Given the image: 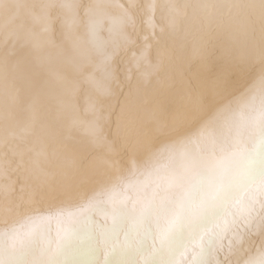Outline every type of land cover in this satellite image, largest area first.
Returning a JSON list of instances; mask_svg holds the SVG:
<instances>
[{"label": "snow or ice", "instance_id": "6c2138e0", "mask_svg": "<svg viewBox=\"0 0 264 264\" xmlns=\"http://www.w3.org/2000/svg\"><path fill=\"white\" fill-rule=\"evenodd\" d=\"M141 17L143 34L138 31ZM57 23L65 36L74 37V48L81 39L76 30L84 29L92 49L81 58L91 63L93 52L102 58L94 65L103 73L101 81H93L97 89L110 95L118 89L125 106H138L145 121L154 118V108L162 103L148 86L160 70L164 51L170 54L169 45L177 39L183 44L205 31L227 29L243 37L244 57L260 64V89H245L224 100L196 129L177 137L179 150L169 164L153 166L145 174L132 207L127 196L114 206L93 204L91 211H103L105 222L88 236H78L80 220L70 219L66 227H57L54 237L38 243L42 222L52 219L36 215L40 209L33 207L45 194L43 183L37 182L44 174L40 158L64 164L58 126L83 122L76 118L74 95L63 91L36 94L26 108L18 109V77L12 74L2 95L6 118L18 131L0 136V221L7 223L15 215L23 223L0 229V264H240L241 252L247 257L243 264H264V0H0V61L5 70L15 72L11 57L17 46L40 49ZM122 53L123 80L114 63ZM211 76L213 96L222 95L228 73L216 68ZM86 102L94 117L89 134L98 145L108 144L100 163L119 170L117 149L103 134L102 107L91 95ZM197 103L204 104L205 97ZM157 125L162 131L159 121ZM10 172L20 175L12 179ZM256 233L261 240L255 252L237 247L245 235Z\"/></svg>", "mask_w": 264, "mask_h": 264}, {"label": "bare ground", "instance_id": "6f19581e", "mask_svg": "<svg viewBox=\"0 0 264 264\" xmlns=\"http://www.w3.org/2000/svg\"><path fill=\"white\" fill-rule=\"evenodd\" d=\"M87 2V0H85ZM124 2V0H122ZM183 4L195 3H248L258 0H176ZM138 31L143 34L145 25L143 18L138 23ZM84 29L76 30L80 46L74 48V37L65 36L56 24L54 32L44 37L40 49L31 45L17 46L11 57L16 64L15 72L5 70L0 61V136L10 131H18L15 125L7 120V101L3 98V90L12 74L15 81L17 108L23 110L36 94L48 91H63L75 97L78 106L76 118L83 123L75 126L67 121L58 126L59 146L63 152L64 164L58 162L43 163L44 174L39 176L38 183H43L44 195L38 196L33 207L40 209L36 215L51 216L37 236V242L43 243L50 236H55L57 227H66L71 220H80L77 234L88 236L98 223L105 222L103 211L93 213L91 205H115L116 201L127 196V206L132 207L136 200L135 188L143 182L145 174L156 165H167L171 162L180 144L176 138L192 132L200 122L207 119L215 107L224 100L231 99L245 89L259 92L260 64L243 55V37L233 35L227 29L205 31L196 37H189L181 44L177 39L169 45L171 52L163 53V63L159 72L154 75L150 87L157 99L162 100L159 108H154V118L143 120L138 106H125V97L118 89L115 95L106 94L97 89L93 81H101L103 73L94 65L101 63V57L92 54L91 63L81 58V53L92 49V45L84 38ZM107 37V32L101 33ZM3 50L0 49V56ZM152 56L156 58V46ZM124 54L117 56L114 63L118 65L117 74L123 80ZM222 69L228 73V84L222 95L213 96V78L211 70ZM136 82V74L132 76ZM91 97L102 107L103 134L107 142L117 149L121 161L119 170L109 168L100 163L107 155L108 144L98 145L88 132V124L94 117L86 97ZM205 97V103H197L198 97ZM209 100L211 102H209ZM157 121L162 131H157ZM19 172H10L12 179L19 177ZM4 183H7L5 179ZM137 208L141 205L137 204ZM69 213H73L69 217ZM23 220L11 216L7 223L0 221V229L11 224L20 226ZM111 224V216L107 217ZM27 226V225H25ZM258 233L245 235L238 248L255 252L260 246ZM227 244V240L224 241ZM240 264L246 259L240 254ZM224 259L223 254L218 257ZM23 260L28 259L23 257ZM235 260L236 257H230Z\"/></svg>", "mask_w": 264, "mask_h": 264}]
</instances>
